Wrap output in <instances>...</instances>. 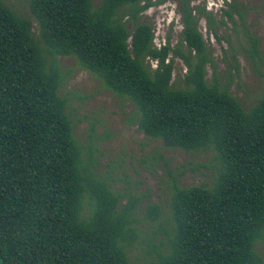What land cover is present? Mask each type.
I'll return each mask as SVG.
<instances>
[{
    "label": "trees",
    "instance_id": "1",
    "mask_svg": "<svg viewBox=\"0 0 264 264\" xmlns=\"http://www.w3.org/2000/svg\"><path fill=\"white\" fill-rule=\"evenodd\" d=\"M166 1L32 0L35 31L0 0V264H133L137 200L120 207L122 193L94 171V141L75 136L60 56L132 107L146 137L217 161L199 185L171 172V227L161 224L159 246L142 242L140 264H264V85L246 107L219 79L198 0H176L188 50L176 52L187 67L176 83L172 49L156 47L144 20ZM246 53L261 59L258 38ZM149 213L158 220L159 208Z\"/></svg>",
    "mask_w": 264,
    "mask_h": 264
},
{
    "label": "rangeland",
    "instance_id": "2",
    "mask_svg": "<svg viewBox=\"0 0 264 264\" xmlns=\"http://www.w3.org/2000/svg\"><path fill=\"white\" fill-rule=\"evenodd\" d=\"M13 9L30 18L36 31L37 24L31 12L32 0H4ZM211 13L202 19L200 31L217 65L218 77L230 82L231 93L244 106L250 107L260 97L264 85V9L261 0H198ZM229 13L232 17L229 16ZM144 20L155 26V45L159 49L169 44L174 60V81L180 83L187 72L178 50L188 54L182 44L184 29L178 2H161L144 14ZM260 40V60L254 62L246 50L250 38ZM61 69L67 75L60 94L70 99L69 111L75 121V136L84 144L94 141V157L98 166L94 171L101 179L108 178L113 189L122 193L120 207L137 200L139 230L138 243L130 247L133 264L142 262L148 244L159 246L166 241L162 233L171 227L170 183L171 172L180 176L184 187L209 182L212 167L217 164L211 154L194 155L180 149H167L138 129L134 109L111 91L89 71L79 67L74 57H59ZM156 67V64H153ZM212 69L208 66V79ZM157 207V221L150 218L149 207ZM264 258V241L259 245Z\"/></svg>",
    "mask_w": 264,
    "mask_h": 264
}]
</instances>
